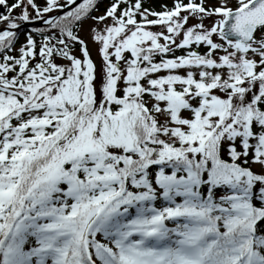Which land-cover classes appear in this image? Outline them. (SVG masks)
I'll return each mask as SVG.
<instances>
[{
	"label": "snow or ice",
	"instance_id": "1",
	"mask_svg": "<svg viewBox=\"0 0 264 264\" xmlns=\"http://www.w3.org/2000/svg\"><path fill=\"white\" fill-rule=\"evenodd\" d=\"M0 264H264V0H0Z\"/></svg>",
	"mask_w": 264,
	"mask_h": 264
},
{
	"label": "rangeland",
	"instance_id": "2",
	"mask_svg": "<svg viewBox=\"0 0 264 264\" xmlns=\"http://www.w3.org/2000/svg\"><path fill=\"white\" fill-rule=\"evenodd\" d=\"M96 61H97V66L99 67V60L97 59Z\"/></svg>",
	"mask_w": 264,
	"mask_h": 264
}]
</instances>
